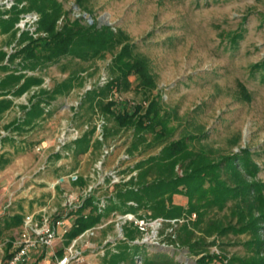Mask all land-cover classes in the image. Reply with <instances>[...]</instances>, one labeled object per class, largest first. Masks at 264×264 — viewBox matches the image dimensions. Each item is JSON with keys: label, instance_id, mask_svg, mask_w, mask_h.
<instances>
[{"label": "rangeland", "instance_id": "obj_1", "mask_svg": "<svg viewBox=\"0 0 264 264\" xmlns=\"http://www.w3.org/2000/svg\"><path fill=\"white\" fill-rule=\"evenodd\" d=\"M60 1L72 19L84 17L92 22L94 17L98 25H111L130 37L135 45L134 52L148 59L156 77L157 88L153 94L159 93L165 109L175 113L171 123L177 126L174 138L187 129L200 127L207 133L201 144L207 147L219 148L223 153L250 147L256 152L253 158L261 166L257 178L264 182V0H84L82 8L76 0ZM9 40L10 37L0 34V45ZM10 48L5 46L6 50ZM111 60L112 54L107 53L105 58L83 62L86 67L84 86L75 87L69 95L60 96L48 107L50 110L40 120L44 122L24 139L26 148L19 150L21 153H14L12 142L7 144L6 148L11 149L13 155L10 161L13 178L0 186V222L8 214L19 213L24 217L25 213L46 202L59 207L62 212L68 211L63 203L71 195L76 197L74 203L77 206L89 186H93L96 194L107 202L119 184L109 179V172L115 170L127 181L136 173L135 170L129 172L130 168L159 152L160 147L142 148L129 154V159L124 158L132 141V131L123 130L109 136L104 145L114 144L115 148L105 158L102 156L104 146L79 156L75 152L68 157L56 153L57 136L63 126L88 123L91 129L102 114L100 110L95 112L88 102L81 106L80 103L88 85H99L102 76L111 75ZM78 66V59L66 70L60 64L51 66L42 74L45 78L43 86L52 88ZM130 79L133 82L131 88L121 91L117 97L131 103L143 102V94L136 88V76L132 75ZM33 92L14 97V105L0 116V135L7 134L5 123L24 116L22 105L29 103ZM107 124L110 129L115 126L109 117ZM196 145L199 146V142ZM71 174L83 177L85 183L73 182L69 177ZM57 181L59 183L54 187ZM4 187L8 189L2 198ZM9 202L11 205L7 206ZM176 203L186 205V198L176 197ZM145 213L150 211H139V214ZM71 214L74 215L70 218L72 223L75 214ZM114 218L112 213L95 229L89 245H85L87 242L81 245L83 256L76 264H108L106 258L114 252L113 246L106 245L104 257L96 251L107 240L115 241L117 246L114 248L119 250L121 240ZM183 222L174 225L177 235ZM171 227L170 222L164 221L152 233V240L144 243L142 237L137 236L141 244L134 246L135 250L140 248L137 259L163 251L173 255L180 264H196L199 255L189 252L179 239L175 244L169 242ZM19 230L20 226L3 232L0 244L4 249L7 250L5 243ZM65 238L58 239L51 251L59 255V250H65ZM248 238V234H230L221 240L213 236L209 240H216V243H212L209 250L218 255H244V242ZM53 259L52 255L39 257L34 264ZM134 264L146 263L135 261Z\"/></svg>", "mask_w": 264, "mask_h": 264}, {"label": "trees", "instance_id": "obj_2", "mask_svg": "<svg viewBox=\"0 0 264 264\" xmlns=\"http://www.w3.org/2000/svg\"><path fill=\"white\" fill-rule=\"evenodd\" d=\"M76 1L79 7L84 6V0ZM28 12L40 16L38 36L29 30L19 33L16 27L20 16ZM1 33H9L16 48L10 54L0 50V70L7 71L0 78V113L13 105V100L6 98L8 94L21 96L37 87L29 103L22 105L24 116L13 122L12 129L25 131L43 116L45 106H50L60 96L69 95L75 87L84 86L86 67L83 62L102 59L111 53V75L107 83L88 90L80 103L81 106L88 102L95 112L100 110V115L106 119L104 138L95 137L93 125L74 143L72 152L79 156L91 149H100L111 134L123 130L132 131L128 154L142 148L160 147L158 153L150 154L129 169L136 173L127 181L116 184L103 209L100 210L98 205L101 198L93 190L72 211L75 219L65 235L67 245L112 213L133 212L142 216L139 211L144 209L150 211L145 214L152 218L185 219L180 233L175 232V237L169 235V242L175 244L179 239L189 252L199 255L196 264H264V182L257 178L261 166L253 158L256 152L247 146L232 153L207 147L201 144L207 133L200 127L187 129L174 138L177 126L171 123L175 113L165 109L159 93L153 94L157 80L148 59L134 52L135 45L123 30L108 24L100 26L94 17L92 22L84 17L72 19L60 0H17L11 9H0ZM6 57L7 64H3ZM77 59L79 66L66 78L57 81L52 88L43 86L45 78L42 74L49 67L60 64L66 70ZM37 71L40 73L33 74ZM132 75L136 76V88L143 94V102L131 103L117 97L121 91L131 88ZM108 117L114 122L112 129L107 127ZM6 163L5 156H1L0 167ZM74 182L82 185L85 180L79 176ZM177 194L187 197L186 207L174 203ZM131 201L136 205L130 204ZM194 213L196 218L192 220ZM22 221L23 216L19 213L4 217L0 222V238L5 230L21 226ZM124 232L128 240L140 236L139 230L131 224L124 227ZM230 234L249 235L244 242L246 254L211 253L209 247L216 240L209 239L215 236L221 240ZM10 240L6 242V257L10 256L13 238ZM135 245L141 244L120 241L119 250L110 252L107 263L126 261L134 264L140 252V248L134 249ZM58 252L62 255L64 250ZM139 259L146 264H180L173 255L163 251Z\"/></svg>", "mask_w": 264, "mask_h": 264}, {"label": "built area", "instance_id": "obj_3", "mask_svg": "<svg viewBox=\"0 0 264 264\" xmlns=\"http://www.w3.org/2000/svg\"><path fill=\"white\" fill-rule=\"evenodd\" d=\"M16 2L17 0H0V8L9 10L16 4ZM39 19L40 16L36 12L23 13L16 24V26L19 28V33H21L23 30H29L34 36H38L39 33L37 32V26ZM108 79L109 77L106 75L102 76L100 78L99 85H104L107 83ZM92 88V86L88 85L84 93ZM105 124L106 119L101 115L98 116L94 123V126L96 127V138L103 140ZM88 130H90V125L88 123H84L80 126L70 123L63 126L57 136L55 145L56 153L60 154L62 157L70 156L73 151L74 143ZM114 148V144L104 145L102 156L105 158L107 155L113 152ZM124 158L129 159V154L124 155ZM42 168H45V166ZM69 177L74 182L79 178V175L71 174ZM108 177L114 183H120L121 181L126 180L117 175L115 170L109 172ZM57 183H59V181L54 183L53 186L55 187ZM93 190L94 187L89 186V188H87L83 193L82 198L79 200V204L77 206L76 203H74L76 197L70 195L68 201L63 203V205L66 208H69L70 211L68 210L62 212L59 207L53 206L50 202H46V204L40 205L36 209L25 213L20 230L13 238L12 248L9 250V257H6V248L4 249L3 245L0 244V264H34L39 257L46 258L48 255H52L54 259L52 261L47 260L44 264H76V262L81 260L83 256L84 251L81 245L84 244V242L88 243L85 244L86 246L89 245V239L95 235V229L99 226V224L95 227L86 229L78 237L73 239L71 243L65 247L62 255L52 252L51 249H53V247L56 245L58 239L65 237L67 232L72 227L73 222L71 223L70 218L74 217V215L71 214V212L74 211ZM129 203L136 205V203L133 201ZM10 205L11 202H9L7 206ZM98 205L101 210L105 207L106 201L101 198ZM113 216L115 217L114 220L116 221V226L119 230L120 240H126L130 243L133 242L131 244H139L140 241H138V238H136V242L135 239H127L124 232V227L127 224H131L139 230L140 236L142 237V241L144 243L147 240H152V233L158 230L164 221H168L173 225V227H171L170 233L173 237L176 236L174 225H177L178 221H185L184 218L168 220L164 218H152L147 214L139 216L133 212H127L124 214L114 213ZM195 218L196 213L191 216V219ZM107 244L112 245L113 251L117 252V250L114 248V246H117L116 242L107 240L105 244L99 247V249L96 251V254H100L103 257L106 256ZM136 261L142 262L140 259H137Z\"/></svg>", "mask_w": 264, "mask_h": 264}, {"label": "crops", "instance_id": "obj_4", "mask_svg": "<svg viewBox=\"0 0 264 264\" xmlns=\"http://www.w3.org/2000/svg\"><path fill=\"white\" fill-rule=\"evenodd\" d=\"M5 17H8V15H5ZM17 27V26H16ZM1 35H3L4 37L6 36V37H10V34L9 33H1ZM10 46L11 48H10V50H6L5 49V46ZM15 48H16V42L15 41H13L12 43H11V38H10V40L9 41H5V43H3V45H0V50H4V51H6L7 53H11V52H13V51H15ZM3 64H7V57H6V59L2 62ZM55 65H57V64H55ZM0 66H1V63H0ZM50 68V67H49ZM7 74V71H2V70H0V78H2V77H4L5 75ZM33 74H38V73H36V72H34ZM69 75V74H68ZM67 77V76H66ZM65 77V78H66ZM64 79V78H63ZM37 87H35L33 90H35ZM32 91V90H31ZM28 92H30V91H27V92H25V93H28ZM25 93H23V94H25ZM22 94V95H23ZM70 94V93H69ZM21 95V96H22ZM14 97H20V96H15V95H13V94H8L7 96H6V98H9V99H11V100H13V105H14ZM0 98H2V97H0ZM30 98H31V96H30ZM58 100V99H57ZM56 101V100H55ZM54 101V102H55ZM53 102V103H54ZM52 103V104H53ZM12 105V106H13ZM11 106V107H12ZM45 106V105H44ZM11 107H9L8 109H6L4 112H2V113H0V116H2L6 111H8ZM49 106H45V112L43 113V116L42 117H40V118H38L33 124H31V125H29V126H27L26 127V130L25 131H18V130H15V129H12V125H13V122L15 121V120H17L18 118H14V119H12V120H9L7 123H5L4 124V129L6 128L7 129V134L6 135H0V149H1V154H0V157L1 156H5V158H6V160H7V163L6 164H4L2 167H0V186H4V184H6L7 182H9L12 178H13V176H12V167L10 166L11 164H10V161L13 159V155H11V149H8V148H6V146H7V144L9 143V142H12L13 143V151H14V153L15 152H19V153H21L22 151H19V150H23V149H25L26 147L24 146L25 144H26V142H25V140L24 139H26V136L31 132V131H33L38 125H40L41 124V122H44V121H40V120H43L44 119V117H45V115H46V112H48L50 109L48 108ZM16 134H18L19 136H21V138L20 139H17V136H16ZM7 189H8V187H4L3 189H1L2 190V192H3V194L1 195L2 196V198L7 194ZM176 197H184V198H186V205H184V204H178V205H181V206H184V207H186L187 206V201H188V199H187V197L186 196H184V195H181V194H177V195H175L174 196V203L175 204H177L176 203ZM1 198V199H2ZM2 207V202H1V200H0V208ZM38 261V260H37Z\"/></svg>", "mask_w": 264, "mask_h": 264}]
</instances>
